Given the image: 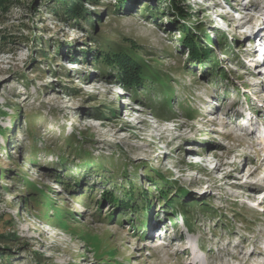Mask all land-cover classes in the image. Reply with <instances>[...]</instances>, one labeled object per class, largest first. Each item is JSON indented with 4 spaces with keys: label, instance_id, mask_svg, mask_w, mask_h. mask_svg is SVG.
I'll return each instance as SVG.
<instances>
[{
    "label": "rangeland",
    "instance_id": "obj_1",
    "mask_svg": "<svg viewBox=\"0 0 264 264\" xmlns=\"http://www.w3.org/2000/svg\"><path fill=\"white\" fill-rule=\"evenodd\" d=\"M2 1L0 230L16 237L0 264H190L185 246L199 264H264L263 51L240 26L264 4L84 0L69 20L55 0ZM200 25L204 63L181 32L204 39ZM102 45H133L150 85L123 88Z\"/></svg>",
    "mask_w": 264,
    "mask_h": 264
},
{
    "label": "trees",
    "instance_id": "obj_2",
    "mask_svg": "<svg viewBox=\"0 0 264 264\" xmlns=\"http://www.w3.org/2000/svg\"><path fill=\"white\" fill-rule=\"evenodd\" d=\"M84 0H55L53 5V11L56 12L57 15L65 16L66 19H73L76 20L77 18L82 17V3ZM91 1H97V0H91ZM174 6V3H172ZM0 8L4 9V1L0 0ZM179 14L181 16H184L185 12L183 9H179ZM181 32L184 33L183 38V44L190 45V55L194 62H206L209 60H215L213 59V56L215 57L216 54L213 52L211 45L213 44V39L209 38L207 33L204 30V27L202 25L198 26L197 33H201L204 35V39H199L197 35H195L192 30L188 27L187 30H181ZM197 36V38H196ZM206 40V41H205ZM212 43V44H211ZM210 44V46H209ZM45 45L41 44L39 48V53L42 54V56L46 57L47 54L45 53ZM133 49H122V48H112L111 46L105 47L104 45L99 46V55H95L96 58L101 56V62L105 63L106 65L111 66L113 69L116 70L115 77L117 80H119V84L123 88H130L134 86H140L143 85V87H147L150 84H146L145 81L148 79V76L150 78L151 74H149V69L147 68L144 61L137 55L135 52V49L133 45L131 46ZM217 57V56H216ZM221 73V72H218ZM71 92L76 91L75 88H69ZM165 97V96H164ZM166 98V97H165ZM156 104L163 105V102L165 104H168V100H165ZM168 102V103H167ZM18 112L15 114V117H17ZM97 117H102L101 115H97ZM3 136L5 139H7V132H3ZM59 183H64L63 181H59ZM109 193L106 192L105 195H108ZM115 198L112 199L111 202L115 203ZM179 208L180 211L183 212L185 217V223L188 227H190L193 224L192 220V213H190L189 208H191L193 204H189L188 206H185L182 203H178V200L174 202ZM209 211V210H208ZM62 218V217H61ZM9 217H5L0 215V225L3 224V222L9 223ZM60 221V220H58ZM16 236L11 233L2 232L0 230V238L4 241L6 240H12ZM1 249V247H0ZM0 255L2 257H10L9 252H0ZM37 263L41 264L40 260H37ZM3 264H7L6 262Z\"/></svg>",
    "mask_w": 264,
    "mask_h": 264
},
{
    "label": "bare ground",
    "instance_id": "obj_3",
    "mask_svg": "<svg viewBox=\"0 0 264 264\" xmlns=\"http://www.w3.org/2000/svg\"><path fill=\"white\" fill-rule=\"evenodd\" d=\"M250 3L251 4H253L254 6H259V5H261V4H264V2L262 3V1L261 0H250ZM262 16V15H261ZM250 24H249V22H248V20H243L242 22H241V24H240V26H241V28H244V27H248L249 28V30H248V36H255L254 38H253V40H251V43H252V45H253V53H255V51L258 49L259 50V47L261 46V47H264V35H261V34H259L262 30H264V20H261V22L260 23H258V24H254L253 26H249ZM256 33H258L259 34V36H261V37H263V39L260 37L259 38V36H257L256 35ZM257 50V51H258ZM258 64H259V67H261V66H264V57L263 58H259V62H258ZM257 76H260V74L259 75H257ZM239 112H241V114L243 113V111H240L239 110ZM248 114H250V111H248ZM242 116H244L243 114H242ZM246 117V116H245ZM247 122H248V124H247ZM247 122H245V123H243V127L244 126H249L248 127V129H250V131L252 130V132H253V129L254 128H256V129H258V130H260V126H258V125H252V120H250L249 119V121H247ZM226 128V127H225ZM257 136H262V134H257ZM206 155V154H205ZM203 153H201V157H204L205 156ZM263 163H264V155H263V159H262V162H261V164L258 166V168H257V170H260L261 168H262V166H263ZM254 173V171L251 173V175ZM255 187L256 186H253V188L255 189ZM259 188H261V187H257L255 190H257V189H259ZM253 197V196H252ZM160 221H161V219H160ZM160 225H162V221H161V224ZM156 226V222L155 223H153V224H151V227H150V230L151 231H154V229H153V227H155ZM157 227V226H156ZM155 227V228H156ZM160 227V226H159ZM158 227V228H159ZM161 231H160V233L163 235V232H167V227L166 226H161V228H159ZM190 249H192L190 246H185L184 247V251L186 252V251H188V253H189V255H190V257H191V261H190V264H199V260H198V257H197V255H196V252H197V249H192V250H190ZM191 251V252H190ZM249 255V257L248 258H252V256L254 255V252H252V251H250L249 253H248ZM257 257H260V255H256ZM250 260V259H249Z\"/></svg>",
    "mask_w": 264,
    "mask_h": 264
}]
</instances>
